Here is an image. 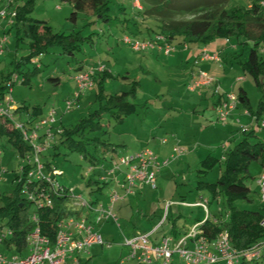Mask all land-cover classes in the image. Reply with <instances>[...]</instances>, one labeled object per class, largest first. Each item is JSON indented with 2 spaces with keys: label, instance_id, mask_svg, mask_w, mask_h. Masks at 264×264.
Segmentation results:
<instances>
[{
  "label": "rangeland",
  "instance_id": "rangeland-1",
  "mask_svg": "<svg viewBox=\"0 0 264 264\" xmlns=\"http://www.w3.org/2000/svg\"><path fill=\"white\" fill-rule=\"evenodd\" d=\"M0 2L2 9H5L7 0H0ZM143 5L145 4L142 0H112L107 19H98L91 16L90 12H86L87 15L79 13L77 19L72 21L70 20L72 9L66 2L35 0L33 11L29 16L33 19L47 21L53 32L58 31L64 34L80 32L82 37L80 50L69 56L61 54L58 49H53L49 53L33 59L24 67V70L31 71L38 67L39 72L31 76L27 83L21 82L24 78L19 75V82L11 88L14 105L24 104L29 109L41 107L40 118H46L50 110L57 109L55 127H60L61 125H75L78 119L99 108V100L94 96L96 91L94 87L82 90L81 97L72 111L69 114L64 113V102L67 99L74 100L77 92L73 81V67L76 61H81L86 69L103 65L105 70L112 73L113 77L104 82V89L108 94L127 91L130 88L129 81L136 80L139 83V88L134 103L143 106H139L136 113L126 117L121 124L108 121L106 116L103 118V123L108 124L107 133L101 137L108 144L105 153L107 160L104 165L109 164L110 158L115 159L118 155H134L144 149H150L157 157H160L162 153L160 150L164 146L161 141L169 139L168 128L171 125L176 126L173 123L177 116L171 108L175 110V108L182 107L184 113L185 111L190 112L188 106L190 102L185 100L188 95L185 94L184 87L180 88L184 82L186 83L184 73L189 72L190 64H184L183 67H179L180 69L169 68L166 67L168 59L163 55L152 54L148 57V55L132 51L130 46L124 42L126 37L130 40H147L159 31L160 21L158 19L142 16ZM174 19H191V16L180 15ZM13 24L14 17L12 15L6 16V18L0 16V39H6L3 44V53L0 55V82L3 76L5 77L15 67L16 62L28 54L25 44H16ZM224 41L217 39V47L226 50ZM233 43L237 42L233 40ZM237 48L236 52L227 53V61H224L226 70L233 68L234 71L226 79H219L220 85L221 83L222 85H231L233 93L238 92V87H243L248 93L252 109L255 112L259 106L261 94L256 91L252 78L242 73L237 64L239 61L237 54H240V59L245 61L249 46L239 45ZM217 72L219 73V71ZM238 76H241L244 81L236 84L235 78ZM96 78L95 74L93 83ZM261 81L264 83V78ZM180 98H184L185 102L180 103ZM209 106L211 107V105ZM203 108L205 107L202 106ZM238 112L242 113L239 109ZM63 116L64 121L60 124L59 119ZM181 117H183L182 123L186 125L189 117L184 114ZM213 123L216 124V132L221 133L217 136L230 135L231 125H227L225 128L215 121ZM236 127L238 126L236 125ZM194 129V131L197 130L196 127ZM256 135L257 137L253 141L264 142V131L259 133L256 131ZM220 137L215 138V144L199 150L209 149L212 157L218 159L221 156V147L224 146L227 150L237 143V140H232L226 144L227 138L219 140ZM198 138L197 136L196 139ZM56 145H58L57 135L44 144L45 151L42 154V161L49 164L57 183L71 191L75 197L78 195L87 202H98L105 208L108 207L110 193H121L117 185L109 180L114 176H107L106 172L99 168V165H93L82 159L75 150H69L60 145L56 149L54 147ZM0 153L1 200V196H8L15 189L16 182L13 179L20 175V165L18 153L14 152L12 145L4 137H0ZM204 158V156H200L196 159L194 155L188 159L180 158L172 166L162 170L156 180L155 189L138 183L133 194L123 201L116 202L112 208L117 216L119 226L110 221L97 226L103 245L92 246L88 253L82 254L83 264H141L135 259L125 260L128 250L122 246V240L134 232L146 234L148 232H144L147 229H152L151 225L157 226L162 216L158 212L161 208L163 209L162 205L166 201L179 203L175 201L181 198H186L189 203L210 200L207 217L212 220V217L215 216L225 221L227 205L222 194H218V199H213L207 189L196 188L198 181L215 182L223 170V166L215 162V165L207 170L205 176L199 177V162ZM90 167L95 169L93 174L88 173ZM246 175L244 184L251 191L252 201L248 203L236 201L234 206L256 211L261 208L258 180L264 175V166H261L259 161H252ZM99 176L107 177L108 181L104 184L99 182L96 185ZM120 176L121 174L117 175V180L121 179ZM89 181H91L90 184ZM97 187L100 188L98 191ZM220 208H222L221 214L218 212ZM202 210L201 207L189 208L184 210V215L189 217L192 223H195L198 219L203 220ZM95 217V215L92 216V220ZM196 217L198 219H195ZM4 223L5 221L0 222V224ZM166 225L167 222L164 227ZM159 230L161 231V229ZM176 260L177 257L174 255L173 262ZM250 264H264V258Z\"/></svg>",
  "mask_w": 264,
  "mask_h": 264
},
{
  "label": "trees",
  "instance_id": "trees-1",
  "mask_svg": "<svg viewBox=\"0 0 264 264\" xmlns=\"http://www.w3.org/2000/svg\"><path fill=\"white\" fill-rule=\"evenodd\" d=\"M59 1L66 2L71 7L70 20L72 21L77 19L79 13L87 15L86 12L105 20L108 18L112 2V0ZM1 2L0 10L3 8ZM142 2L145 4L142 16L160 21L159 31L155 34L164 36L166 41L174 46L207 45L215 39L224 38L236 41L238 46H249L246 60L237 64L242 73L252 78L258 91H262L264 54L261 53V49L264 47V0H142ZM34 5L35 0H12L5 6L7 13L11 12L14 17L13 29L16 44H25L28 54L17 61L15 67L5 77L3 76L0 82V99L3 98L7 89L6 83L13 74H16L18 79L12 83V86L19 82V75L24 78L21 82L27 83L31 76L39 72L38 67L31 71L24 70V67L33 59L53 49H58L61 54L69 56L80 50L79 46L82 42L80 32L71 34L53 32L47 21L29 16ZM180 15L191 16V19H174ZM152 38L149 37V39ZM85 70H87L86 66L81 61L75 62L73 74ZM96 75L94 96L99 100V108L78 119L75 125H61L62 132L57 135V140L58 145L75 150L82 159L91 164L103 165L107 160L104 155L108 145L101 138L107 133L108 126L103 123V118L106 116L108 121L120 124L126 117L134 115L139 107L134 103L139 83L131 80L127 91L108 94L105 92L104 82L112 78V74L104 69ZM237 99L241 107L249 110L248 97L242 88L237 93ZM258 105V108L264 109V95L260 98ZM41 113V107L29 109L24 104L16 105L14 111L17 119L26 123L35 122ZM9 127V122L0 118V137H4L12 145L14 152L23 155L29 150V146L23 141L18 131ZM256 137L253 131L245 132L241 140L225 153L223 160L208 155L199 162V177L205 176L215 162L223 166L215 182L198 181L196 188L207 189L213 199H217L218 194H222L228 214L225 221L214 222L208 218L203 221L198 220L199 230L209 239L215 238L220 232H227L231 244L237 250H244L264 241V229L260 227V221L264 217V206L261 205V208L256 211L234 206L236 201L244 203L252 201L251 191L244 184L249 164L252 161H259L261 166H264V142L253 141ZM58 145L54 147L57 149ZM44 164L48 171L51 170L48 163ZM15 179L16 177L13 181ZM98 183L95 184L98 185ZM99 189L97 187V191ZM19 190L20 184H16L15 189L8 196H1L0 219H7L9 227L15 230V234L21 240L27 230V225L24 224H26L28 206L20 197ZM54 205L58 208L59 199H54ZM54 213L53 210L39 213L43 231L50 230V238L53 237L51 219ZM83 263L82 261L81 264Z\"/></svg>",
  "mask_w": 264,
  "mask_h": 264
},
{
  "label": "built area",
  "instance_id": "built-area-1",
  "mask_svg": "<svg viewBox=\"0 0 264 264\" xmlns=\"http://www.w3.org/2000/svg\"><path fill=\"white\" fill-rule=\"evenodd\" d=\"M12 0H8L11 3ZM13 14L6 9L0 10V16L6 18ZM5 38L0 39V55L4 50ZM124 42L131 50L138 53L157 51L164 56L175 52L176 46L168 43L164 36L155 35L148 40H130ZM188 49L187 45H182ZM201 60L215 63L221 62V51L209 52L202 48L199 52ZM103 65L89 67L87 70L74 74L73 81L76 86L74 100L67 99L64 102V113L69 114L76 105L77 97L84 89L93 85L95 74L104 70ZM214 77L203 71H197L187 84L191 92L202 87H210L213 93L220 94L219 83ZM17 75L13 74L6 83V92L0 99V118L7 120L9 128L18 131L21 138L29 146V150L19 156V174L14 182L20 184V197L28 206L26 224L27 230L20 240L18 235L8 225L7 219H0V264H81V255L88 253L90 247L103 245L98 225L107 221L119 226L117 216L113 212L116 202L133 194L137 184L156 188V180L160 170L171 160L180 157L183 150L179 147L173 149L172 154L166 160H159L150 151L144 149L134 155H118L110 160V167L99 165L106 175L113 178L121 190V193L112 192L109 196V206L104 207L98 202H87L83 197H75L71 191L57 183L53 170H47L42 161L45 151L44 144L62 132L61 126L55 127L57 114L54 109L48 112L46 118H39L35 122L26 123L17 119L11 98L12 83ZM237 95L225 93L219 99L217 107V120L224 123L227 116L237 108ZM259 131H264V117L257 125ZM247 129V128H246ZM246 129L243 131L246 132ZM43 133V134H42ZM42 134V135H41ZM1 155V153H0ZM91 168L88 173H94ZM121 179L117 180V175ZM107 177H98V182L106 183ZM259 202L264 206V175L258 180ZM59 199L58 208L54 206V199ZM174 203L166 201L163 206L162 219L150 233L134 234L132 237H124L122 246L128 250L125 260H137L141 264H172L176 255L181 264H250L264 258V241H260L244 250H237L230 242L227 232H220L215 238L209 239L199 230V224H195L191 231L182 238H174L165 235L153 244L150 238L164 223L168 211ZM201 207L207 214L208 201L203 200L193 204ZM53 210L55 213L51 219L53 237L50 238V230L43 231L40 212ZM96 216L92 220V216ZM260 227L264 229V217L260 221Z\"/></svg>",
  "mask_w": 264,
  "mask_h": 264
},
{
  "label": "crops",
  "instance_id": "crops-1",
  "mask_svg": "<svg viewBox=\"0 0 264 264\" xmlns=\"http://www.w3.org/2000/svg\"><path fill=\"white\" fill-rule=\"evenodd\" d=\"M141 36H143V35H141ZM142 39H144V37H142ZM221 40H225V38L221 39ZM216 41H217V39H215L214 41H212L211 43H209L207 45L186 44L188 46L187 50L184 49L182 47V45L176 46L177 50L172 53L173 56L170 57V55H172V54H169V56L163 55L164 57H166L168 59L166 67L179 68V67H183L184 64H187V63L190 64L189 65L190 66L189 72L187 73V71H186V73H184V76L186 78V83L184 82L183 86L182 85L180 86V88L184 87L185 94L188 95L185 100L190 102V104L188 105L190 108V110H189L190 112L185 111V113H184V110L182 109V107L181 108H175V110H173L171 108V110L174 111L176 116H177L176 121H174V123H173L176 126L171 125V127L168 128V131L170 132V135H168V136H170V138L164 139L161 141L164 146H162V148L160 150L162 153H161L160 157H158V159H161V158H162V160L168 159L169 156L172 154L173 149L175 147L181 148L183 150V154L180 157H178L174 160H171L167 165H165L160 170V172L158 173V176L162 173V170L164 168H169L176 161H178L180 158L185 157L188 159L192 155H194L196 157V159L199 158L200 156H204L205 158L208 155L212 156L210 154L209 149H202V151H200L199 149L208 148L209 145H211L213 143L215 144V140L217 139V137L222 136L219 138V140H221L223 138H227L226 144H229L230 141H232V140L233 141L237 140V142L240 141L241 138L244 136V133H245L243 130L246 128H247L246 132L253 131L254 134H256V131H258V133L262 132V131L258 130L257 125L259 124L261 118L264 117V109L257 108V110L254 112L252 109L249 98H248L249 106H250L249 110L241 107L239 102H238L237 108L227 116L225 122L223 124L218 122V120H217V107L219 105V99H221V97L225 93H233L231 91V88H232L231 85H229V86L227 84L222 85V83L220 85L219 79H221V80L226 79V77L231 75V73L234 71L233 68L232 69L230 68V70L227 71L226 67H225L226 63H224V61H227V53H231L232 51L236 52L238 50V48H237L238 45H237V43L234 44L233 40H225L224 45H226L225 49L226 48L227 49L224 50V49H221L220 47H217L218 42H216ZM242 46H244V45H242ZM244 47H246V46H244ZM202 48H206V50L209 52L221 51V61L222 62L215 63V62L208 61V60H201L199 57V52ZM235 52H233V53H235ZM261 53L264 54V47H262ZM152 54L153 55H155V54L162 55L161 53H158L157 51H149V52L142 53V55H148V57H149V55H152ZM237 56L239 58L238 62L242 61L240 59L241 55L237 54ZM107 71L109 73H111L109 70H107ZM197 71L206 72L209 75L213 76L214 77L213 79H216V81L219 83V87H220V94L219 95L214 94L213 89L210 87H202V88H199V90L197 89L193 92H191L187 89L188 80L191 79L193 74H195ZM217 71H219V73ZM242 81H244V79L241 78V76L240 77L238 76L237 78H235L236 84H239ZM94 87H95V83H93L92 87H90V88H94ZM241 88L245 91V93L248 97V93L246 92V90L243 87H241V86L238 87L237 91H239V89H241ZM255 88H256V86H255ZM256 91H258V89ZM258 92L261 94V97H262V95H264V87H262V91H258ZM237 93H233V94L237 95ZM81 94H82V92H80V94L78 95L76 103L79 101ZM179 101H180V103L185 102L184 98L183 99L180 98ZM184 105H186V103H184ZM209 105H211V107ZM138 106L142 107L143 105H138ZM202 106H204L205 108L202 109ZM238 109L241 110L242 113H239ZM55 112H56V114H58L57 109L55 110ZM183 114L186 115L187 117H189L186 125H184L182 123L183 117H181V115H183ZM39 118H40V116L38 117V119ZM63 121H64V116L61 117V119H59L60 124H62ZM214 121L218 124H221L225 128L227 127V125H231L232 128L229 132L230 135L227 136L225 134L224 136L223 135L217 136L220 132H218V133L216 132L217 128L215 126L216 124L213 123ZM235 124L238 127H236ZM65 126H68V125H65ZM195 127L197 128L196 131H194ZM194 133H195V135H194ZM199 133H200V135H199ZM197 136L199 137L198 139H196ZM221 149H222V152H221L220 159L223 160V157H224L225 153L229 150V148L226 150L225 147L223 146V147H221ZM104 157L106 158V155H104ZM110 159L108 160L109 164L104 165L105 167H110ZM158 176H157V178H158ZM126 198H124L120 201H123ZM218 198L219 197H217V199ZM175 202H179V203H174V205L170 207V209L168 211L167 218L165 219L164 223L159 228V229H161V231L158 229V231H156L155 234H153L151 236V238H150L151 243H153V244L157 243L160 240V238L162 237V235L163 236H165V235L175 236L174 238H177V239L182 238L183 236L187 235V233H189L191 231L192 227L195 224H197V222L192 223V220H190L189 217L184 215L185 214L184 210L189 209V208L198 207V206L191 205V204H195L197 202L189 203L186 198H181L180 200H177ZM209 204H210V200L208 201V205ZM202 211H203V214H202L203 217L202 218H203V220H205L204 218L207 219L208 217H207V214L204 212V210H202ZM221 211H222V208L218 209L219 214H221ZM158 213L160 215H162L163 209L161 208V210H159ZM159 214H158V218L160 217ZM225 214H226V217H228L227 212ZM197 217L195 219H198ZM203 220H200V221H203ZM219 220H222V219L219 217H215V216L212 217V221H214V222H217V221L219 222ZM166 222H167V225L164 227V224ZM150 223H151V221H150ZM187 225H188V227H187ZM151 227L153 229L156 227V225H151ZM152 229H147L144 233L150 232V230H152ZM141 233H143V232H141ZM134 234H136V233L134 232ZM134 234H132L131 236H133ZM131 236H129V237H131ZM174 263L179 264L180 262L177 259L176 261L172 262V264H174ZM152 264H158V262L153 261ZM239 264H243V262H240Z\"/></svg>",
  "mask_w": 264,
  "mask_h": 264
}]
</instances>
